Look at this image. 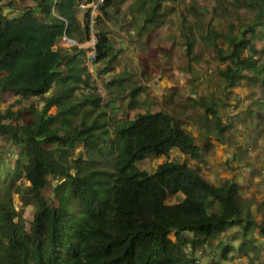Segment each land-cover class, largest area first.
<instances>
[{
  "label": "trees",
  "instance_id": "trees-1",
  "mask_svg": "<svg viewBox=\"0 0 264 264\" xmlns=\"http://www.w3.org/2000/svg\"><path fill=\"white\" fill-rule=\"evenodd\" d=\"M127 1L103 0L98 6L92 63L105 62L103 72L118 58L106 29L109 10ZM136 1L140 22L133 25L138 31L159 22L169 0ZM215 1L222 14L230 13L224 1L248 10L251 24H230L220 33L209 24L188 23L183 15L180 32L187 63L198 60L197 33L204 49L225 64L217 72L225 89L244 82L264 93L263 51L253 43L255 29L264 26V0ZM33 2L11 19L0 8V105L5 94L17 98L0 110V264H203L204 259L207 264H264V217L257 221L244 206L240 186L232 180L215 185L201 177L199 169L167 159L174 149L201 158L195 138L173 116L157 111L130 121L113 120L100 108V98L76 99L80 86L88 85L87 68L79 66L85 50L57 45L63 38L77 45L89 40V10L80 20L77 5L90 0ZM194 3L187 13L200 20ZM116 78L106 88L121 82ZM139 92L135 88L122 98L131 99L127 108L137 105ZM115 93L113 89V100H118ZM23 100L31 104L22 107ZM221 101L214 96L201 100L210 116L205 131L211 128L219 143L235 123L222 122ZM249 107L246 120L262 135L264 103L255 101ZM97 112L110 118L107 124L91 117ZM24 115L30 123L22 122ZM104 126L106 130L98 132ZM204 145L211 147L209 141ZM79 147L83 152L77 156ZM150 156L165 161L152 172L136 168L135 163ZM177 195L182 196L179 202H168ZM27 208L30 221L24 218Z\"/></svg>",
  "mask_w": 264,
  "mask_h": 264
},
{
  "label": "rangeland",
  "instance_id": "rangeland-1",
  "mask_svg": "<svg viewBox=\"0 0 264 264\" xmlns=\"http://www.w3.org/2000/svg\"><path fill=\"white\" fill-rule=\"evenodd\" d=\"M97 2L98 0H90L89 4L94 5ZM191 2L192 0H169L162 6L163 16L160 21L151 26L143 27L141 25L140 27L143 28L138 31L133 22H140L139 14L136 12V9L140 8L139 2L128 0L123 5L110 9V20L106 24V29L111 46L117 52V61L111 66L109 72H103L105 62L93 65L92 60L87 57L89 49H86L87 52L85 51L79 66L87 68L88 85L87 87L84 84L80 86L75 95L76 99L84 95L100 98V108H103L107 113L106 116L113 120L124 118L130 121L137 114L163 111L173 116L180 126L190 136H194L198 142H201V139L203 142L207 140L205 132L214 138L211 128L205 131L210 116L205 113L201 100H208L213 96L217 101L220 98L226 99L227 90L223 87L225 84L220 82L217 77L218 70L224 68L225 64L220 65L215 60V53L211 49H204L203 42L197 33H195L194 54L197 55L198 60L187 63L180 32V27L184 26L181 22L182 16L185 15L188 23L197 24L199 27L209 24L211 29L225 33L230 24L237 28L250 25L253 14L248 10L234 9L226 1H224L223 7L230 13L222 14V7L215 0H195L194 4L198 7L200 14V20H196L187 13ZM13 4L22 8L29 4V1L18 0ZM83 4L85 3L77 5L80 20L83 12L79 11V6ZM255 30L256 37L253 43L256 49L263 51L260 59L264 62V26L257 27ZM89 33L90 40V28ZM92 34H96L94 27ZM57 46L60 48L74 47L66 45L63 40ZM115 77H117L116 80H121L113 88L118 100L116 98L113 100L111 94L113 89L106 88V84ZM85 78L86 76L83 77V80ZM135 88H140L138 96L134 98L137 105L129 109L127 107L131 103V99L122 100V98ZM251 90L256 96L259 95L258 99L251 94ZM234 92H237V102L234 104L227 102L225 105H219L218 108L222 121L226 120L225 124L234 120V130L222 136L223 145L219 147V144H216L219 148L218 152L217 150L216 153L212 150L205 151V153H199L200 159H192L195 165L191 168L199 169L200 176L203 178L207 176L208 179H218L226 175L227 179H225L228 180L229 177H233L241 187L239 192L245 199L244 206L249 208L258 221L264 217V111H262L263 118L260 120V127L263 128L262 135L260 133L251 134L252 126L249 124L250 121L246 120V116H248L246 112L250 109V104L255 101L264 103V93L259 90L258 86L250 88L246 83L240 84ZM3 96L4 103L0 105V110L8 108L17 99L10 94ZM242 99L245 101L241 102ZM111 100L114 101L113 104ZM30 104V100L21 102V106L25 108ZM62 105L64 106L65 103L63 102ZM256 109L258 110V107ZM15 110H18L17 107L13 108V111ZM115 110L116 112H114ZM53 112L54 109L51 113ZM91 117H99L100 124H105L110 120L105 116L101 117L98 112ZM30 121L31 118L26 115L22 118L24 124H28ZM91 121L93 119H90ZM253 125L255 124L253 123ZM105 127L99 129L98 132L105 131ZM112 127L113 123L109 128L107 126L109 131L112 130ZM229 146H232L234 151L226 152L225 148ZM80 152L83 150L79 147L75 154L79 156ZM180 158L181 156L178 157L177 154L170 153L167 159L169 161L179 160L181 163ZM202 159H205V164L204 167L199 168ZM184 160L191 164L188 159ZM164 161L163 157L150 156L142 162L135 163V166L140 170L152 172L158 164ZM249 166L252 167L250 175L247 173L248 170H251ZM181 199L182 196L177 195V197L169 199L168 202L175 204ZM14 201L16 207L19 208L16 197ZM24 218L28 221L31 220V208L24 210ZM204 263L207 264L205 259ZM242 263L247 264L246 260H242ZM237 264H241V262H237Z\"/></svg>",
  "mask_w": 264,
  "mask_h": 264
},
{
  "label": "crops",
  "instance_id": "crops-1",
  "mask_svg": "<svg viewBox=\"0 0 264 264\" xmlns=\"http://www.w3.org/2000/svg\"><path fill=\"white\" fill-rule=\"evenodd\" d=\"M29 1V4H26V5H24V6H22V8L23 7H32L33 6V0H28ZM22 8H19V6H14L13 8H9V7H5V8H3L2 9V14L3 15H5V16H7L8 18H14V17H16L17 16V13H18V11H19V9H22ZM244 82H242L241 84H243ZM247 85V84H246ZM240 86V85H239ZM239 86H237V87H239ZM235 88L236 87H234L233 89H226L227 90V96H226V99L224 100V98H220V99H222V101H221V104L220 105H225V103H227V102H229V104L230 103H236L237 102V99L238 98H236V96H237V92L235 93L234 92V90H235ZM250 88H253V87H250ZM259 90H260V88H259ZM252 92H254V91H252L251 90V94H254V93H252ZM259 92V91H258ZM229 93H230V95H229ZM253 96H255L256 97V99H258L259 98V95L257 94V96L254 94ZM240 101V100H239ZM244 102L245 100L244 99H242L241 100V102ZM250 103V102H249ZM231 106V105H230ZM257 107H251V110H253V111H258L257 109H256ZM226 121V120H225ZM225 121H222L223 123H225ZM227 121H228V119H227ZM230 122V124H231V121H228L227 123H229ZM232 122L234 123V120H232ZM234 126V125H233ZM251 126V125H250ZM251 129H252V132H251V134H255V130L251 127ZM232 130H234L233 129V127H232V129H231V131ZM228 132H230V130L228 131ZM227 132V133H228ZM226 133V134H227ZM225 134V135H226ZM224 135V136H225ZM256 135V134H255ZM193 138H195L194 136H192ZM203 139H201V142H198V140H196V138H195V141H196V144H197V146L198 147H200L201 148V153L203 152V153H205V151H207V152H209L210 150H212L214 153H216V150H217V152H218V150H219V148L217 147V145L216 144H219V147H220V145H223V143L221 142V143H219L218 141H215L214 140V138L213 137H211V136H209L208 137V139L206 140V141H209V143H210V148L208 149V148H206V145H204V142L202 141ZM211 140H214L213 142L211 141ZM215 142H217V143H215ZM228 150H231V151H234L233 150V147L232 146H229V147H226L225 148V151L227 152ZM170 153H174V154H177L178 155V157H180L181 156V158H180V160H182L181 161V163H186L189 167H193L195 164L193 163V161H192V159L191 158H189V157H187V156H184V155H182V154H180V152L178 151V150H176V149H174V150H172ZM203 157V156H202ZM188 159V161H190L191 162V164L189 163V162H187V161H185L184 159ZM177 161H179V160H177ZM204 164H205V159H202L201 160V162L199 163V168H201V166L202 167H204ZM249 167H251V166H249ZM206 169V168H205ZM254 170V169H253ZM227 171V170H226ZM251 171H252V167H251V170H248V174L250 175V173H251ZM215 172V171H214ZM213 172V173H214ZM224 173H226V172H224ZM226 175L225 176H222V178H218V179H213V178H210V179H208V177L207 176H205V180H207L208 182H210V183H213V184H215V185H218V184H222L226 179ZM228 180H232V181H234V179H233V177H229V179ZM235 183H237V181H234ZM239 183V182H238ZM241 188V187H240Z\"/></svg>",
  "mask_w": 264,
  "mask_h": 264
},
{
  "label": "built area",
  "instance_id": "built-area-1",
  "mask_svg": "<svg viewBox=\"0 0 264 264\" xmlns=\"http://www.w3.org/2000/svg\"><path fill=\"white\" fill-rule=\"evenodd\" d=\"M14 1H18V0H0V8H5L6 4L9 2H14ZM103 3V0H98V2L94 5H90V4H83L81 6H79V11L81 12H85L89 10V15H90V23H89V28L91 31V38L90 40L83 44V45H77L75 44L73 41L68 40L67 38H63V42H65L66 45L68 46H77L80 49H89L88 51V58L91 59L92 61L94 60V47L96 44V40H95V36L94 34H92V29L94 27V19L96 17V13L98 14V6L101 5ZM89 5V6H88Z\"/></svg>",
  "mask_w": 264,
  "mask_h": 264
},
{
  "label": "clouds",
  "instance_id": "clouds-1",
  "mask_svg": "<svg viewBox=\"0 0 264 264\" xmlns=\"http://www.w3.org/2000/svg\"><path fill=\"white\" fill-rule=\"evenodd\" d=\"M87 43V42H86ZM85 44V43H84ZM83 45V44H82ZM77 47V46H76ZM82 50H85V49H82ZM86 51V50H85ZM87 52V51H86Z\"/></svg>",
  "mask_w": 264,
  "mask_h": 264
}]
</instances>
